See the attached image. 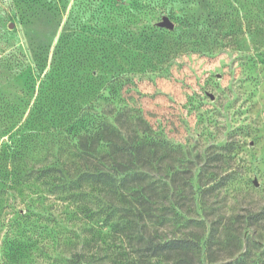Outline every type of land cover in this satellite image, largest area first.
<instances>
[{
	"label": "rangeland",
	"instance_id": "obj_1",
	"mask_svg": "<svg viewBox=\"0 0 264 264\" xmlns=\"http://www.w3.org/2000/svg\"><path fill=\"white\" fill-rule=\"evenodd\" d=\"M109 143L152 149L169 184L146 228L112 234L91 218L105 198L73 197V153ZM19 146L28 172L69 171L13 184ZM149 235L198 240L196 264H264V5L0 0V264L124 262Z\"/></svg>",
	"mask_w": 264,
	"mask_h": 264
},
{
	"label": "trees",
	"instance_id": "obj_2",
	"mask_svg": "<svg viewBox=\"0 0 264 264\" xmlns=\"http://www.w3.org/2000/svg\"><path fill=\"white\" fill-rule=\"evenodd\" d=\"M255 2L264 5V0H255ZM83 64V61L73 57V69ZM121 81L122 79L116 78L109 83L111 93L116 91ZM14 150L12 174L17 180L13 184L23 183L25 178L30 176H36L38 180L54 174H61L63 177L65 172L69 171L47 168L28 172L25 168L19 167L20 163L26 159V147L19 146V149L14 147ZM155 162L154 151L143 146L109 143L91 159L73 153V197L82 198L85 193L84 188L88 186L92 192H97L98 201L101 202V199L105 198L108 207L105 208V205L97 207L96 212L91 209V218L105 214L106 219L103 225L109 226L112 234L131 230L134 225H137V221L142 222L146 228L148 224L153 223V204L156 201V193L160 191L166 196L169 188L167 182L158 186L152 181L150 174ZM98 196L101 197L100 200ZM116 214H120V217L115 221ZM214 235L212 231L208 243H212ZM142 239L144 247L138 258L124 262L112 261L109 264H153L155 260H161L163 264H196L193 258L199 256L197 255L200 249L198 240L186 237L156 241L151 235L144 236ZM174 254L179 256L175 262L171 260ZM72 264L104 263L83 251L74 255Z\"/></svg>",
	"mask_w": 264,
	"mask_h": 264
},
{
	"label": "water",
	"instance_id": "obj_3",
	"mask_svg": "<svg viewBox=\"0 0 264 264\" xmlns=\"http://www.w3.org/2000/svg\"><path fill=\"white\" fill-rule=\"evenodd\" d=\"M162 27L168 28V29H174V25L169 21L165 20L161 23Z\"/></svg>",
	"mask_w": 264,
	"mask_h": 264
}]
</instances>
